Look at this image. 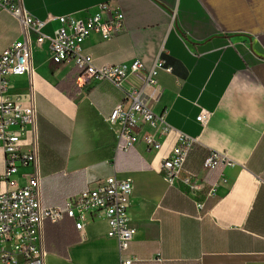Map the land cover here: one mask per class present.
<instances>
[{"label": "crops", "instance_id": "1", "mask_svg": "<svg viewBox=\"0 0 264 264\" xmlns=\"http://www.w3.org/2000/svg\"><path fill=\"white\" fill-rule=\"evenodd\" d=\"M23 1L40 20L83 16L103 2L122 10L126 29L109 40L94 33L84 50L98 65L139 59L150 68L159 57L165 60L171 71L159 73L155 110L166 111L177 132L197 139L184 171L204 183L194 194L162 174L163 158L177 143L175 131L159 152L140 141L112 167L116 135L106 118L123 94L106 80L83 84L72 63L53 60L48 42L34 43L43 205L64 206L115 174L131 177L132 264H264V0ZM55 26L42 31L51 34ZM23 37L19 19L1 9L0 54ZM29 92V77H11L9 94ZM203 110L210 112L206 123L197 119ZM210 150L236 165L204 169ZM4 168L0 148V176ZM107 232L103 213L88 216L84 233L68 217L46 221L45 264H120L118 241Z\"/></svg>", "mask_w": 264, "mask_h": 264}, {"label": "built area", "instance_id": "2", "mask_svg": "<svg viewBox=\"0 0 264 264\" xmlns=\"http://www.w3.org/2000/svg\"><path fill=\"white\" fill-rule=\"evenodd\" d=\"M12 12L20 21L24 37L15 41L0 54V148L5 168L0 176V264H45L44 225L46 221L59 223L71 218L84 233L87 218L103 213L108 223V236L118 241L120 264H132L137 259L128 256L136 229L132 226L129 210L133 193L131 177H108L94 190L84 191L64 206H44L39 165L37 107L34 95L33 44L49 43L56 63L69 62L79 70L78 81L83 84L93 79L106 80L123 94L106 118L115 131L112 167L120 153H125L143 141L149 151L159 152L163 139L177 133V143L163 158L161 172L171 184L181 182L191 193H200L203 181L194 173L184 171L197 139L177 132L167 121V113L156 112L155 105L161 95L159 73L166 67L163 58L156 59L147 68L139 59L118 65L95 63L84 43L92 34L109 40L126 29L125 17L120 8L109 2L100 3L95 12L85 15H49L40 20L25 7L23 0H0V10ZM56 23L51 34L42 30L48 23ZM30 79L27 96L9 94L11 77ZM210 112L203 110L197 117L206 123ZM144 127L150 128L141 134ZM233 167L235 161L226 154L210 150L203 162L208 170L217 166ZM22 169H29L21 174ZM24 179V182L20 180Z\"/></svg>", "mask_w": 264, "mask_h": 264}]
</instances>
